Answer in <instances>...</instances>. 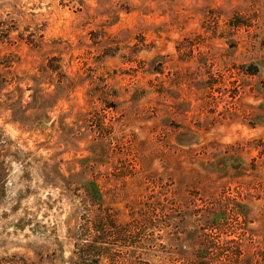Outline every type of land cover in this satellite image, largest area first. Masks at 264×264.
<instances>
[{
    "label": "rangeland",
    "instance_id": "1",
    "mask_svg": "<svg viewBox=\"0 0 264 264\" xmlns=\"http://www.w3.org/2000/svg\"><path fill=\"white\" fill-rule=\"evenodd\" d=\"M0 264H264V0H0Z\"/></svg>",
    "mask_w": 264,
    "mask_h": 264
},
{
    "label": "trees",
    "instance_id": "2",
    "mask_svg": "<svg viewBox=\"0 0 264 264\" xmlns=\"http://www.w3.org/2000/svg\"><path fill=\"white\" fill-rule=\"evenodd\" d=\"M80 2H81V0H80ZM2 30H4V29H2ZM2 30H1V32H2ZM2 86L5 87V86H7V85H2ZM91 190H92V191L95 190V189H94V186H92ZM94 192H95V191H94Z\"/></svg>",
    "mask_w": 264,
    "mask_h": 264
}]
</instances>
